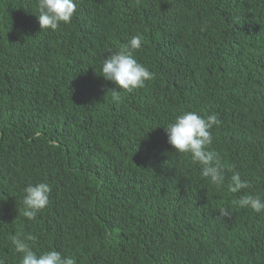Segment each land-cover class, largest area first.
<instances>
[{
	"label": "trees",
	"instance_id": "16d2710c",
	"mask_svg": "<svg viewBox=\"0 0 264 264\" xmlns=\"http://www.w3.org/2000/svg\"><path fill=\"white\" fill-rule=\"evenodd\" d=\"M76 5L42 31L38 0H0V260L20 264L12 238L32 235L75 264H264V213L233 204L264 198V0ZM136 35L154 78L114 100L101 64ZM182 112L221 121L223 186L167 143ZM235 171L248 187L234 194ZM40 182L50 202L28 220Z\"/></svg>",
	"mask_w": 264,
	"mask_h": 264
},
{
	"label": "clouds",
	"instance_id": "9594fccd",
	"mask_svg": "<svg viewBox=\"0 0 264 264\" xmlns=\"http://www.w3.org/2000/svg\"><path fill=\"white\" fill-rule=\"evenodd\" d=\"M76 0H38V22L42 31H56L61 24H69L76 11ZM142 46V37L133 36L128 44L104 58L101 64V75L117 87L112 89L113 99L119 100L121 90L132 93L146 86V82L154 78L152 73L143 64L138 62L134 53ZM118 89V90H117ZM221 121L216 114L203 117L196 112H182L173 122L165 126L167 143L176 153L190 154L194 164L200 166L201 176L211 184L221 187L224 184V166L220 156L211 150L213 143L212 128L220 125ZM248 187L241 179L238 171L233 172L227 189L230 193H240ZM51 186L46 182L29 184L24 189L23 216L34 220L37 214L49 205ZM237 208L251 209L253 212L264 213V198L257 195H243L233 201ZM222 217H231V211L221 208ZM32 235L26 238L13 236L12 242L17 253H21L20 264H75L74 259L62 256L61 252L51 250L37 254L26 241H34ZM0 264H5L0 260Z\"/></svg>",
	"mask_w": 264,
	"mask_h": 264
}]
</instances>
